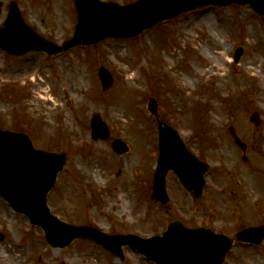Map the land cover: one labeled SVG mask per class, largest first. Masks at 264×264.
<instances>
[{"label":"rangeland","instance_id":"rangeland-1","mask_svg":"<svg viewBox=\"0 0 264 264\" xmlns=\"http://www.w3.org/2000/svg\"><path fill=\"white\" fill-rule=\"evenodd\" d=\"M16 1L43 37L58 43L72 37L74 0ZM1 2L6 7L11 0ZM239 47L244 53L235 63ZM223 52L227 63L215 71L211 67L219 66ZM249 61L253 69L242 71ZM101 67L114 77L108 91L99 78ZM152 97L159 118L148 110ZM254 112L259 126L250 121ZM95 114L111 130L106 141L92 139ZM160 121L178 129L188 148L209 163L203 199L193 200L172 172L170 202L152 199ZM231 125L248 144L245 160ZM0 128L23 131L38 147L67 155L48 198L63 221L143 238L163 235L175 220L232 238L244 228L264 227V17L247 5L203 6L136 38L109 39L55 58L42 53L14 58L0 50ZM116 139L130 153L113 152ZM0 233L5 235L0 264H14L19 256L21 264H155L129 247L124 262L83 240L52 248L44 231L1 197ZM225 264H264V242L261 247L236 242Z\"/></svg>","mask_w":264,"mask_h":264},{"label":"water","instance_id":"water-1","mask_svg":"<svg viewBox=\"0 0 264 264\" xmlns=\"http://www.w3.org/2000/svg\"><path fill=\"white\" fill-rule=\"evenodd\" d=\"M249 4L256 12L264 15V0H140L128 6L101 0H75L78 23L74 36L58 46L34 32L21 18L15 3L9 18L0 28V45L11 54L29 51H46L50 55L68 51L77 46L94 45L107 38H132L151 28L159 21L169 19L200 6L214 4ZM238 51L236 60L241 56ZM100 77L105 89L113 84L110 73L102 68ZM151 110L157 111L152 100ZM94 137L107 135V128L100 117L92 121ZM236 143L246 150L233 131ZM161 153L155 176L154 198L166 204V175L173 169L184 186L199 197L203 186V175L207 167L199 162L165 124L160 127ZM62 159L51 153L36 150L31 140L19 133L0 130V196L6 199L14 210L29 216L35 225L46 228L49 243L59 245L54 227L66 228L70 236L68 244L78 237L92 239L111 252L121 254V246L128 244L158 264H223L233 240L225 235L215 234L209 229H188L180 222L169 226L163 237L142 239L136 236L109 237L90 227H75L60 223L51 216L46 198L55 184L62 168ZM237 238L242 241L261 243L264 229H248ZM65 243V244H66ZM61 244V243H60Z\"/></svg>","mask_w":264,"mask_h":264},{"label":"bare ground","instance_id":"bare-ground-1","mask_svg":"<svg viewBox=\"0 0 264 264\" xmlns=\"http://www.w3.org/2000/svg\"><path fill=\"white\" fill-rule=\"evenodd\" d=\"M210 58H214L216 55L212 56L209 53L207 54ZM225 52L218 54L217 56V61L219 63V66H215L213 65L211 68H213L215 71H221L223 70V67L225 66V64L227 63L226 59H224ZM255 62H247V64L242 68V71H251V69H253L252 67H254ZM257 69H260V67H258ZM81 78V76L79 75V79ZM19 256V255H18ZM20 257V256H19ZM16 257V263L14 262V264H21L20 263V258Z\"/></svg>","mask_w":264,"mask_h":264}]
</instances>
